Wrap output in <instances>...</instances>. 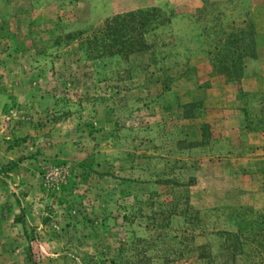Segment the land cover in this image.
I'll return each instance as SVG.
<instances>
[{
	"label": "rangeland",
	"instance_id": "rangeland-1",
	"mask_svg": "<svg viewBox=\"0 0 264 264\" xmlns=\"http://www.w3.org/2000/svg\"><path fill=\"white\" fill-rule=\"evenodd\" d=\"M149 7L147 49L98 74L65 45ZM247 22L226 80L210 58ZM156 227L176 254L154 264H258L226 233L264 231V0H0V264L113 258Z\"/></svg>",
	"mask_w": 264,
	"mask_h": 264
},
{
	"label": "trees",
	"instance_id": "trees-1",
	"mask_svg": "<svg viewBox=\"0 0 264 264\" xmlns=\"http://www.w3.org/2000/svg\"><path fill=\"white\" fill-rule=\"evenodd\" d=\"M166 20L167 18L158 8H138L106 18L100 28L88 35H82L80 32L65 35V45H68L70 40L78 39L76 50L84 60L92 62L95 74H98V62L103 58L112 56L126 58L130 54L146 50L148 44L144 40V35L149 30L164 24ZM254 36L252 24L248 22L236 32H229L219 49L210 58L212 72L222 75L226 80L238 79L242 69V58L253 56ZM193 106L195 102L181 106L184 117H189V111ZM156 225L157 223L152 224V226ZM156 229L157 227L147 238L131 237L128 242H119L113 258H107L100 252L84 254L81 264H154L158 259L168 262L176 252L170 247L164 248L159 244L162 237ZM226 236L227 245L234 253H241L242 246L247 244L245 246L248 247V244H252L253 249H251L259 257L258 264H264V231L253 233L250 238L237 233H226ZM241 238L244 242H241Z\"/></svg>",
	"mask_w": 264,
	"mask_h": 264
}]
</instances>
